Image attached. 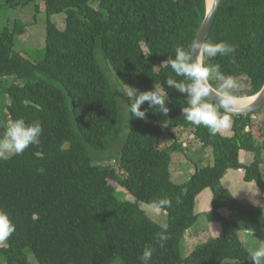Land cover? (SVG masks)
<instances>
[{
	"label": "trees",
	"instance_id": "16d2710c",
	"mask_svg": "<svg viewBox=\"0 0 264 264\" xmlns=\"http://www.w3.org/2000/svg\"><path fill=\"white\" fill-rule=\"evenodd\" d=\"M0 8H40L37 0H2ZM45 45L42 58L31 60L15 49L26 31L16 21L0 30V136L9 122L39 120L38 146L0 158V208L10 215L15 232L0 246L3 264H140L145 245L156 251L150 264H252L240 239L241 226L264 229V178L252 115H232V136L211 135L182 116L186 94L168 87V78L183 82L162 62L177 46L188 47L205 16V0H44ZM64 16V28L51 18ZM234 46L230 56L206 58L225 75L245 77L251 97L264 85V0H221L207 42ZM100 55V61L97 55ZM140 91L161 85L170 111L148 109L146 118L131 116L122 136V118L110 72ZM213 86L217 82L211 81ZM147 103L141 110L147 108ZM222 111V110H221ZM165 127V129H163ZM191 129L212 164L196 167L183 184L172 181V155L182 150L174 138L162 146L164 131ZM122 139L116 166L94 164L89 150H112ZM254 154L241 164L239 151ZM229 169H242L254 182L262 205L241 204L221 185ZM123 188L135 200H119ZM212 192L208 222H219L218 236L183 256L185 232L195 225V199ZM167 198V225L152 221L139 202ZM230 216L224 217L220 210ZM167 239L158 243V236Z\"/></svg>",
	"mask_w": 264,
	"mask_h": 264
},
{
	"label": "clouds",
	"instance_id": "9594fccd",
	"mask_svg": "<svg viewBox=\"0 0 264 264\" xmlns=\"http://www.w3.org/2000/svg\"><path fill=\"white\" fill-rule=\"evenodd\" d=\"M235 51L233 45L221 41L218 43L200 42L193 40L188 47L177 46L174 56H168L163 64L171 67L176 76L184 77L183 82L168 78L164 83L181 94H186L187 106L181 109L182 116L194 126H203L211 135H216L232 126V115L240 110L245 96L238 94L243 87L240 80L232 75H225L220 70V65L206 63V58L230 56ZM217 82L213 86L212 80ZM124 95L129 102L128 113L138 119H145L148 109H159V114L167 115L170 111L167 106L168 94L161 85H154L152 90L140 91L133 86H125ZM147 103V108L141 106ZM223 110V111H221ZM126 113V114H128ZM129 120V119H128ZM127 120V122H128ZM43 132L42 123L35 120L27 123L25 119L18 118L9 122L8 127L0 136V158L9 155H20L29 146H38ZM154 213H160L171 207V201L162 198L152 201L148 205ZM16 226L10 215L0 208V242L6 241L14 232ZM218 234V233H217ZM167 239L160 234L158 243ZM156 251L152 244L145 245L139 257L140 264H150ZM249 259L252 264H264V242L253 250Z\"/></svg>",
	"mask_w": 264,
	"mask_h": 264
},
{
	"label": "rangeland",
	"instance_id": "374dc122",
	"mask_svg": "<svg viewBox=\"0 0 264 264\" xmlns=\"http://www.w3.org/2000/svg\"><path fill=\"white\" fill-rule=\"evenodd\" d=\"M2 1V0H0ZM39 1V2H38ZM39 3V6L42 5V0H37ZM36 2V4H37ZM32 7V8H31ZM22 9V10H21ZM0 8V30L4 27L12 28L13 24L16 21H19L26 25V31L21 36H16L15 38V49L19 52H22L26 57H28L31 60H39L42 58L43 55V48L45 45V26H46V15L45 12L39 11L35 12L34 7L32 5H28L24 8ZM19 10L21 14H19ZM32 10L31 13H28V11ZM53 21L61 25L63 23L64 17L62 14L54 15ZM98 60L100 61V55L98 53L97 55ZM106 69L110 72V80L114 87V90L117 94V99L119 102V107L121 111V118H122V136H125L128 128H129V121H130V113H128V107L127 105H124L121 101L124 100L125 103H128V98L124 95V92L127 91L125 86L127 84L119 78L117 75L113 73L111 68L106 65ZM243 85V87L238 91V93H244L248 91L249 84L248 80L245 77L238 78ZM217 86V84H216ZM254 96V95H253ZM253 96L252 99H253ZM7 103V98L0 97V105L2 103ZM250 103V102H249ZM128 113V114H126ZM258 113V114H257ZM257 113L252 115V131L254 132V135L256 136V144L259 146L260 149V156L264 157V118L261 120L259 113H264V110H260ZM129 119V120H128ZM128 120V122H127ZM165 129V127H163ZM230 129V128H229ZM174 138L177 139V141L181 144L182 150L179 152H176L172 155L173 164L170 165L171 168V174H172V180L175 181L177 178L180 180V169L177 170L175 168L176 165H178L181 161H185L186 163L195 164L199 163L201 158V151H200V145L196 137L194 136L193 130L191 129H180V128H172L167 129L164 131V137L162 139V146L170 143ZM122 144V139L119 140V142L116 144V146L110 150L105 152H97L89 150L90 156L92 157V160L94 164H98L101 166H116L117 157H118V151L120 150ZM199 160V161H198ZM179 167V166H177ZM189 170V167L188 169ZM116 197L119 200H127L130 199L131 201H134L135 199L129 195L123 188L117 187L115 189ZM139 207L145 212V214L155 223L162 227H166L167 225V215L164 211L160 213H154L151 211L147 204L143 202H139ZM204 221L203 218H200L198 221L197 227L201 225V223ZM242 223V227H246L244 222ZM249 228H253V226H249ZM242 229V228H241ZM257 237L261 239L262 242H264V231L258 233ZM257 238V239H259ZM203 238L197 239V240H184L182 246H181V252L182 255L185 256L187 254V249L189 250L193 244L192 243H200L202 242ZM260 241V242H261ZM194 243V244H195ZM4 245V242H0V246ZM254 250L257 249L259 246L254 245ZM253 251V250H252ZM28 259L31 264H38L36 259L32 255H28ZM0 264H3L0 261ZM223 264H243L240 263L237 260H226Z\"/></svg>",
	"mask_w": 264,
	"mask_h": 264
},
{
	"label": "crops",
	"instance_id": "0c3cea01",
	"mask_svg": "<svg viewBox=\"0 0 264 264\" xmlns=\"http://www.w3.org/2000/svg\"><path fill=\"white\" fill-rule=\"evenodd\" d=\"M2 2L3 1H0V4ZM38 2L37 4L39 6ZM32 6L34 7V10H35V6L34 5ZM39 8H40V11L45 12L44 0H42V5H40ZM18 9H21V8H18ZM21 10L18 11L19 14H21L20 13L22 12ZM31 12L32 10L28 11V13H31ZM54 17L55 16H52L51 18L52 21ZM62 18H63V23L61 25H59L57 21L56 22L53 21L54 23H56L57 27L60 29L64 28V17ZM259 115H260L259 116L260 119L262 120L264 118V113H259ZM220 133L224 136H229V137L232 136L231 128L227 130H223ZM200 151H201V158H199L200 160L199 163L189 165L185 161L180 160V163L175 166L177 170L180 169V180L177 178V180L175 181L172 180L173 182L177 184H183L185 181L188 180L189 176L194 172L196 167H203L205 165L212 164V156H211L209 149L202 148L200 145ZM253 160H254V154L252 152H248L244 150L239 151V161L241 164L248 165ZM171 164H173V160L171 161ZM188 167H189V170H187ZM260 169H261L262 177L264 178V157H263V163L261 164ZM170 174H171V168H170ZM171 179H172V174H171ZM221 185L222 187L226 188L231 193V195L241 204L261 206L263 203L260 190L258 189V187L256 186L254 182H246L244 180V171L242 169L227 170L224 177L221 180ZM211 204H212V192L210 191V189H205L196 197L194 213L197 215L198 218H197L195 225L185 232L182 244L184 240L187 239V237H188V240H194V239L197 240V239L203 238L202 242H200V243H203L207 241L209 238L216 237L219 235V233L221 232L220 223L219 222H208L205 218V214L211 210V206H212ZM220 213L222 214V216L227 217V218L230 216L229 211L226 209L220 210ZM200 218H203L204 221L201 223L200 226L197 227V224ZM245 225L247 224L245 223ZM240 226L242 228L239 234L240 239L242 240L246 248L252 252V250H254V247H256L254 245H257V246L261 245L262 241L259 237H257V235L258 233L263 232L264 229L259 228L257 226H253V228H249L248 225L246 227H242V223H240ZM194 243H192L193 246L189 250L187 249L188 252L186 255H188L189 252H191L196 245L200 244V243L198 244L197 243L194 244Z\"/></svg>",
	"mask_w": 264,
	"mask_h": 264
},
{
	"label": "water",
	"instance_id": "95a60500",
	"mask_svg": "<svg viewBox=\"0 0 264 264\" xmlns=\"http://www.w3.org/2000/svg\"><path fill=\"white\" fill-rule=\"evenodd\" d=\"M221 4V0H205L206 12L205 16L200 24V27L195 35L194 40H198L200 42H207L210 29L214 22L216 13ZM264 106V85L260 89L258 93L253 96V99L247 105L243 106L238 110L235 114L237 115H247L250 113H254L260 110ZM223 111V110H222Z\"/></svg>",
	"mask_w": 264,
	"mask_h": 264
},
{
	"label": "bare ground",
	"instance_id": "6f19581e",
	"mask_svg": "<svg viewBox=\"0 0 264 264\" xmlns=\"http://www.w3.org/2000/svg\"><path fill=\"white\" fill-rule=\"evenodd\" d=\"M252 100V97H247L244 101L241 107L247 105Z\"/></svg>",
	"mask_w": 264,
	"mask_h": 264
}]
</instances>
